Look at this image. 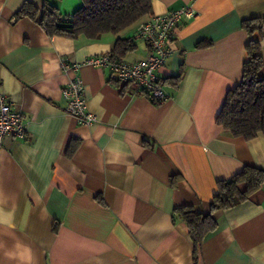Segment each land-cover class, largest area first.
I'll return each mask as SVG.
<instances>
[{
	"label": "crops",
	"instance_id": "obj_1",
	"mask_svg": "<svg viewBox=\"0 0 264 264\" xmlns=\"http://www.w3.org/2000/svg\"><path fill=\"white\" fill-rule=\"evenodd\" d=\"M25 2L43 0H0V92L26 124L24 137L7 135L0 147V264H264V183L211 213L216 227L198 244L172 215L180 206L209 213L218 180L246 165L264 170V135L233 137L215 121L246 60L241 22L264 18V0H152L151 14L186 4L195 11L178 24L158 71L161 102L122 91L105 68L85 63L134 26L95 40L49 37L14 19ZM53 3L67 15L81 6ZM254 39L264 56V27ZM147 54L137 41L122 59ZM75 73L91 125L65 111L62 89ZM72 138L80 142L67 156Z\"/></svg>",
	"mask_w": 264,
	"mask_h": 264
},
{
	"label": "trees",
	"instance_id": "obj_2",
	"mask_svg": "<svg viewBox=\"0 0 264 264\" xmlns=\"http://www.w3.org/2000/svg\"><path fill=\"white\" fill-rule=\"evenodd\" d=\"M151 12L152 0H81V6L67 15L59 11L53 0H43L41 6L25 2L15 12L14 19H30L49 37L77 39L83 36L88 40H95L103 34H118L130 26H134V30ZM241 27L248 37L241 79L226 93L215 121L230 136L249 140L258 134L264 135V78L259 76L264 56L258 39H254V34L261 35L264 18L244 19ZM207 45L208 41L198 43L199 47ZM135 48L136 42L132 35L120 37L116 39L109 54L112 59H122ZM174 80L176 82L178 78ZM125 88L126 86H122V91ZM79 142L77 138L71 139L66 148L67 156L73 155ZM175 179L176 176L171 177V183ZM262 183L264 170L243 166L229 179L217 181L216 191L209 202V213L193 206H180L173 209V218L186 223L193 242L198 244L216 227L211 213L236 206L258 190ZM240 185L244 188L241 189Z\"/></svg>",
	"mask_w": 264,
	"mask_h": 264
},
{
	"label": "built area",
	"instance_id": "obj_3",
	"mask_svg": "<svg viewBox=\"0 0 264 264\" xmlns=\"http://www.w3.org/2000/svg\"><path fill=\"white\" fill-rule=\"evenodd\" d=\"M195 11L190 4L161 14H150L136 27L132 38L142 42L148 48V54L137 61L112 59L109 53L91 56L85 63L105 68L117 85L129 86L135 94L144 95L153 102H161L167 98L161 87L159 69L164 65L172 51L175 29L182 21L190 20ZM64 70L78 71V64L61 61ZM66 100L65 111L77 122L91 125L96 116L86 107L83 95V83L78 74L68 81L62 89ZM26 134V124L22 114L13 108L12 102L0 92V147L7 135L22 138Z\"/></svg>",
	"mask_w": 264,
	"mask_h": 264
}]
</instances>
